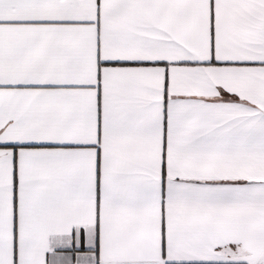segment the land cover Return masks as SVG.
<instances>
[{
	"label": "snow or ice",
	"instance_id": "6c2138e0",
	"mask_svg": "<svg viewBox=\"0 0 264 264\" xmlns=\"http://www.w3.org/2000/svg\"><path fill=\"white\" fill-rule=\"evenodd\" d=\"M0 264H264V0H0Z\"/></svg>",
	"mask_w": 264,
	"mask_h": 264
}]
</instances>
